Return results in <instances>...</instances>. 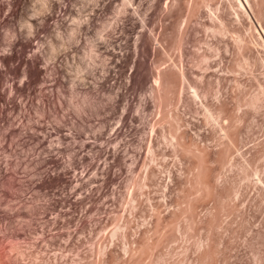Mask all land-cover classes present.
<instances>
[{
	"label": "rangeland",
	"instance_id": "1",
	"mask_svg": "<svg viewBox=\"0 0 264 264\" xmlns=\"http://www.w3.org/2000/svg\"><path fill=\"white\" fill-rule=\"evenodd\" d=\"M16 1L0 264H264V0Z\"/></svg>",
	"mask_w": 264,
	"mask_h": 264
},
{
	"label": "bare ground",
	"instance_id": "2",
	"mask_svg": "<svg viewBox=\"0 0 264 264\" xmlns=\"http://www.w3.org/2000/svg\"><path fill=\"white\" fill-rule=\"evenodd\" d=\"M19 1V0H18ZM18 1H16L17 4ZM5 2V1H3ZM12 2V0H11ZM14 2V1H13ZM20 2V1H19ZM6 4V3H4ZM13 4V3H12ZM11 5V4H9ZM3 3L1 2L0 0V9L3 7ZM6 6V5H5ZM16 6V5H15ZM13 6V8L15 7ZM6 9V8H4ZM10 9V8H9ZM16 9V8H15ZM14 10V9H13ZM1 11V10H0ZM15 11V10H14ZM64 11V10H63ZM1 13V12H0ZM2 15V14H1ZM0 15V16H1ZM6 18H8L9 15L6 14ZM2 17V16H1ZM0 17V18H1ZM5 17V16H3ZM2 17V19L4 20V18ZM6 21H8L6 19ZM4 23V22H3ZM6 23V22H5ZM0 25H1V20H0ZM3 26V25H1ZM20 44V43H19ZM24 44V43H23ZM28 45V44H27ZM26 45V46H27ZM32 46V45H31ZM23 47V46H22ZM19 48V47H18ZM24 48V47H23ZM25 49V48H24ZM18 51V49H17ZM21 50H19V52H16L14 53L12 56H9V57H0V62L7 65L8 66V69L10 70H13L15 72L19 71L20 70V66L22 64H25L27 66L26 69H24V73H25V76H27V79H28V84H29V87L32 86L35 87L38 83L39 85L42 84L40 82V79H41V73L44 74V72H42L41 68L38 66V60L40 58H37L36 55H33L35 57L32 56V58H25V56H23V54L20 53ZM23 52V51H22ZM36 54V53H35ZM25 55V54H24ZM37 56H40V55H37ZM41 63V62H40ZM24 65V66H25ZM2 66V64H1ZM42 67V66H41ZM9 70V71H10ZM41 81H43V79H41ZM24 83V82H23ZM45 84V82H44ZM43 84V85H44ZM11 85V83H10ZM18 84H13L11 86H9V89L10 87L15 90V91H18L19 90V87L20 86H17ZM42 85V86H43ZM8 85L5 84V74H4V70L3 68L0 67V130H2L3 132L1 133L0 132V150L3 149V151L6 152V150H10V152L12 153L13 151V146H14V142L16 143V141H14V139H11L9 136L10 134L13 135L15 134L16 131L23 129L22 128V124L24 121H28L30 122V115H31V112H30V105H31V102H32V97L30 95L24 97V99H22L20 102H15L14 100L12 101L10 98L7 97V87ZM37 87H40V93H41V99H43V101H47L44 100L48 95H46L45 93H43V89L40 86H37ZM45 87V85L43 86ZM11 89V90H12ZM21 89V88H20ZM26 90V89H25ZM7 92V93H6ZM21 92V91H20ZM29 94V93H28ZM31 94V93H30ZM25 95V93H24ZM48 100L49 98H51L50 96L47 97ZM50 108V107H49ZM19 109L20 110V120L21 122L19 123V125H16L17 123L14 121L15 119L12 118V116L14 115V112L15 110ZM11 113H13V115H11ZM16 123V124H15ZM24 125H25V122H24ZM18 126V128L16 127ZM26 127V126H25ZM24 127V128H25ZM18 130H17V129ZM20 128V129H19ZM28 128V126H27ZM26 131V130H25ZM23 132V131H22ZM29 132V131H27ZM26 134H24L25 136ZM6 149V150H5ZM17 149V148H16ZM15 151V150H14ZM13 151V152H14ZM25 151V150H24ZM2 152V151H1ZM26 152V151H25ZM3 153V152H2ZM24 153V152H23ZM5 154V153H4ZM13 154V153H12ZM1 156V155H0ZM4 156V155H3ZM10 156V155H9ZM9 156H7L9 158ZM6 158V157H0V178L4 177V178H7L9 180V185L11 184V187L14 185H16L18 182H20L21 180L24 181L23 182H20L19 184H23L25 183V178H21L20 181H17V173L15 171V167H12L9 163V161H11V159L9 158ZM28 162V161H27ZM26 162V163H27ZM17 164V163H16ZM10 165V166H9ZM17 166V165H16ZM27 166V165H26ZM13 169H12V168ZM18 169V168H17ZM16 169V170H17ZM17 177H16V176ZM28 176V175H27ZM16 177V178H15ZM19 179V178H18ZM16 187V186H15ZM10 188V187H9ZM24 189V188H23ZM9 190V189H8ZM25 190V189H24ZM23 190V191H24ZM7 191V190H6ZM5 192V191H4ZM9 192L11 193L12 192V189L9 190ZM3 193V192H2ZM14 193V189H13V192ZM1 194V193H0ZM4 194L6 195H9V193L5 192ZM17 194V193H15ZM11 197V194L9 195ZM13 197H15V195H13Z\"/></svg>",
	"mask_w": 264,
	"mask_h": 264
}]
</instances>
